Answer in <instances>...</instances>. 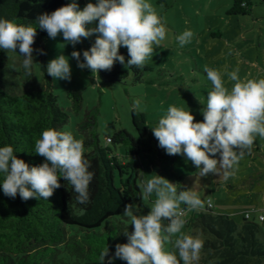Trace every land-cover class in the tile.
<instances>
[{
  "label": "clouds",
  "instance_id": "9594fccd",
  "mask_svg": "<svg viewBox=\"0 0 264 264\" xmlns=\"http://www.w3.org/2000/svg\"><path fill=\"white\" fill-rule=\"evenodd\" d=\"M241 7L246 5L242 3ZM35 25L0 18V49L17 51L18 48L24 57L22 67L31 75L38 26L50 39L62 35L63 42L73 46L70 55L77 67L90 69L99 83L98 73L111 71L117 61L126 68L143 70L153 52L152 46H159L166 35L161 17L148 0H95V3L88 0L82 9L77 0H69L51 12L38 14ZM94 34V42L83 50L81 59V52L75 46ZM192 36L190 30H185L176 39L183 47ZM121 47L127 49V61L119 52ZM36 53L46 55L43 48ZM66 57L61 50L47 62L46 72L52 79L71 81L72 69ZM204 71L213 89L207 95L206 106L200 109L203 120L196 121L191 111L170 106L158 124L150 128L166 154L181 155L191 161L199 169L200 177L222 171L227 179L234 174L239 160L252 150L255 136L264 137V78L241 79L237 69L228 73L229 80L234 82L229 89L218 70L205 66ZM132 108L140 109V101H133ZM33 152L44 158L41 164L30 166L15 154L11 145L0 147V176L3 177L0 187L5 196L15 199L19 195L25 202L32 198L49 200L61 187L59 178L63 177L78 194L79 203L88 201L93 173L83 158L82 141L75 139L71 132L50 127L35 141ZM141 188V199H149L153 194L156 197L150 211L141 214L134 203L125 205L124 215L130 219L133 230L123 231L127 242L117 243L114 255H109L106 246L100 252L99 264H104L106 257L108 264L115 259L127 264H179L176 254L164 249L165 242L170 240L183 264H196L203 242L181 232L185 220L180 208L181 204L188 209L202 207L196 192L187 187L178 192L176 183L159 174L146 180Z\"/></svg>",
  "mask_w": 264,
  "mask_h": 264
},
{
  "label": "trees",
  "instance_id": "16d2710c",
  "mask_svg": "<svg viewBox=\"0 0 264 264\" xmlns=\"http://www.w3.org/2000/svg\"><path fill=\"white\" fill-rule=\"evenodd\" d=\"M69 0H0V18L17 23L32 22L41 12H51L68 3ZM82 9L86 0H77ZM246 7H241V4ZM252 0H234L228 14L246 16L252 14ZM93 26V25H88ZM33 48L44 38L46 31L36 28ZM220 35V32L218 33ZM126 54L125 51H119ZM6 51L0 49V147L11 145L16 155L30 166L39 165L44 158L35 154V141L46 128L62 127L68 122L69 114L60 105L58 96L52 90V77L46 72L47 61L42 59L45 84L39 88L16 94L18 82L8 78ZM143 70L126 68L118 61L111 71L101 70L100 81L105 84L126 82L134 74V83L145 80ZM28 74V72H26ZM29 75V74H28ZM33 70L31 68V75ZM72 109L79 113L83 108V90L73 88L68 92ZM81 127L92 129L95 141L91 151L83 152V158L93 173L86 203H79L72 185L60 177L61 187L54 191L49 200L35 198L22 201L17 195L11 199L0 187V264H99L100 252L108 246L109 255H114L117 243H126L123 231L131 232L133 226L124 216V207L141 201L142 190L138 183L141 176L136 156L146 151L144 139L149 133L147 115L132 111V121L137 132L134 135L123 128L109 138L126 149L123 160L110 147L100 144L96 132L93 111L86 113ZM73 137L78 140L76 134ZM176 159V156H171ZM127 158V159H126ZM3 177L0 176V182ZM184 216L189 210L181 206ZM244 214L239 223L229 214L216 213L209 202L206 210H194L186 220L189 235L203 242L200 259L196 264H264V241L258 236L264 223V208ZM104 264H108L107 257ZM112 264H127L115 259Z\"/></svg>",
  "mask_w": 264,
  "mask_h": 264
},
{
  "label": "rangeland",
  "instance_id": "374dc122",
  "mask_svg": "<svg viewBox=\"0 0 264 264\" xmlns=\"http://www.w3.org/2000/svg\"><path fill=\"white\" fill-rule=\"evenodd\" d=\"M252 1V14L237 16L228 14L234 0H148L161 17L166 35L159 46H152L153 52L145 62L151 66V70L145 73V80L140 83H134L133 73L123 83L96 82L90 69L82 70L77 67L70 55L73 46L65 44L62 35H58L55 40L46 37L34 46L33 76H29L22 67L24 57L18 52V48L17 51H6L10 67L8 78L18 82L15 89L18 95L43 86L45 80L41 69L42 59L45 58L48 62L62 50L69 57L72 78L70 82L52 79V90L69 114V120L62 131L76 134L83 143V152L94 148L93 143H88V140L95 141L93 130L81 127L86 120V113L93 111L100 144L114 149L121 160L125 159V147L109 141V138L123 128L137 135L132 121V104L139 100L140 109L135 111L147 115L149 126V133L144 139L148 149L136 156L141 175L138 178L140 187L146 180L159 174L176 183L178 192L186 187L196 192L203 206L189 209L187 215L182 217L185 220L181 229L183 234H190L186 228V220L194 210H206L209 202L216 213L229 214L243 223L246 212L254 209L262 211L264 208V137L255 136L252 150L239 160L234 174L227 179L222 171L218 175L200 177L199 169L191 161L181 155H174L176 159L173 160L166 154L158 146L150 127L158 124V120L170 106L191 111L196 121L203 120L200 109L206 106L207 95L213 89L204 71L205 66L218 70L229 89L234 82L229 80L228 73L237 69L241 79L264 78V0ZM92 2L95 3V0ZM185 30H190L193 36L189 43L181 47L176 37ZM94 40L95 34L82 39L75 46L81 52V59L83 50L90 48ZM40 48L45 50L46 55H37L36 50ZM119 51L126 52L124 56L127 61V49L121 47ZM73 88L83 90V108L79 113L72 109V100L68 96ZM155 199L153 194L149 199H142L134 204L139 207L141 214H147ZM256 214L252 212L253 217ZM127 220L131 223L129 218ZM162 224H167V221H162ZM261 225L258 236L264 241V223L261 222ZM164 249L174 252L179 264H183L172 240L165 242Z\"/></svg>",
  "mask_w": 264,
  "mask_h": 264
},
{
  "label": "built area",
  "instance_id": "2783aa9c",
  "mask_svg": "<svg viewBox=\"0 0 264 264\" xmlns=\"http://www.w3.org/2000/svg\"><path fill=\"white\" fill-rule=\"evenodd\" d=\"M110 140V139H109ZM261 218H264V216L262 215Z\"/></svg>",
  "mask_w": 264,
  "mask_h": 264
}]
</instances>
